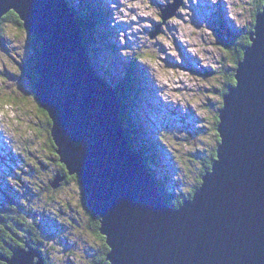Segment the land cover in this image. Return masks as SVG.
Returning a JSON list of instances; mask_svg holds the SVG:
<instances>
[{
	"label": "water",
	"instance_id": "obj_1",
	"mask_svg": "<svg viewBox=\"0 0 264 264\" xmlns=\"http://www.w3.org/2000/svg\"><path fill=\"white\" fill-rule=\"evenodd\" d=\"M182 3L162 7L163 22ZM10 11L43 46L35 93L53 121L59 160L100 219L110 248L105 264H264V8L219 110L217 158L177 207L129 140L122 102L94 69L69 1L0 0V20ZM65 178L58 174L54 188ZM20 241L26 246L0 260L45 264L38 248Z\"/></svg>",
	"mask_w": 264,
	"mask_h": 264
},
{
	"label": "rangeland",
	"instance_id": "obj_2",
	"mask_svg": "<svg viewBox=\"0 0 264 264\" xmlns=\"http://www.w3.org/2000/svg\"><path fill=\"white\" fill-rule=\"evenodd\" d=\"M88 1L93 8L84 5ZM174 1L69 3L82 12L77 15L91 18L84 19L92 31L84 45L98 75L119 84L127 71L137 72L139 98L129 99L128 117L140 126L133 131L128 126L127 134L130 130L132 144L149 155L158 182L178 196L196 186L218 144L216 117L224 104L223 90L244 59L243 53L236 62L233 49L222 41L230 40L235 48L241 35L250 37L264 0L259 11L257 0H183L176 15L163 22L161 8ZM29 36L12 21L0 24V98L12 99L0 107V210L7 203L17 205L42 225L43 251L35 248L49 253L50 263L45 264H94L101 241L81 205L84 191L75 178L64 183L68 176L50 146L47 116L33 94L34 83L21 72L32 60L37 62ZM61 173L65 181L55 189L53 182ZM14 220L28 243L25 221L21 225Z\"/></svg>",
	"mask_w": 264,
	"mask_h": 264
},
{
	"label": "trees",
	"instance_id": "obj_3",
	"mask_svg": "<svg viewBox=\"0 0 264 264\" xmlns=\"http://www.w3.org/2000/svg\"><path fill=\"white\" fill-rule=\"evenodd\" d=\"M257 1H258V5H259V2H260V5H259V7L257 9L259 11L260 7L262 5V0H257ZM84 5L85 6L87 5L88 8L89 7H92V8L94 7L93 5H91L90 1L86 2V4L84 3ZM92 11H93V9H92ZM77 13L79 14V13H82V12L80 10H78L77 12L75 11V14H76V18H77L78 22L83 26V28L85 30V35L86 34L87 35L91 34V32H92L91 28L89 29V26H88L90 24H88L87 22L84 21V19H86V17H84V16L81 17V16L77 15ZM89 18L90 17L88 16L86 20H89ZM7 20L8 21H12L14 23V25H16L18 28H21L23 30L22 21H21L19 16L14 11L8 12L0 20V24L3 23V22H6ZM227 38H228V36H227ZM30 40H31V43H32V45H33L35 50H37L39 48H41V49L43 48L42 44L38 41V39H37V37L35 35L30 34ZM234 43L236 45L235 48H233L234 46L231 45L232 42L230 40L227 39L225 41H222L223 47H226L227 49H231V48L233 49L232 52H233V54H235V58H236L235 60L237 62V59H240L241 57H243V53H244L245 47L248 44H250L249 33H246V35H241L239 40H238V42L237 43L234 42ZM34 59H36V56H35ZM34 62L35 61L32 60L31 62L28 63L29 65L26 64L23 67V69H21L22 70L21 72L23 74H25L29 78L31 83H35L36 80L38 79V73H36L34 71V69H33V65H34L33 63ZM135 72L136 71L134 69L132 71L131 70L127 71V73L124 74V77L122 78V80H121V82L119 84H116L115 82L109 83L112 87H114L116 89V93H117V95L119 96V98H120V100L122 102V107H123L122 119L125 120V123L127 125L126 127L129 126L132 129V131L134 129V126H137V124L132 123L130 121V119L132 120V118L129 119L130 116L128 117V111L131 110V108L129 107V105H130L129 99L131 100L132 98L133 99L134 98L135 99L139 98L138 97L139 96V92L136 89L138 75H137V72L136 73ZM235 83H236V79H235L234 73H233L232 77L230 78V82L227 83L228 88L226 87L225 91L223 90V97L226 94V92L228 91L229 87L231 85H235ZM32 90H33V94L35 95V88L33 87ZM10 100H12V99H10ZM135 105H137V103ZM39 107H40V110H42L43 113L46 114V116H47L46 126L49 128V132H50V130H51V120L49 118V115L41 106H39ZM129 113H130V111H129ZM124 114H126V117H124ZM219 121H220V118H219V114H218V116L216 117V126H218ZM138 126H140V125H138ZM48 134H50V133H48ZM131 134L132 133L129 130L127 136H128L129 140L132 143L133 140H132V137H131L132 135ZM133 137H135V136H133ZM219 142H220V137H218V144H219ZM49 143L51 144L50 146L52 147V149L54 151H56V146H55V144L53 142V138L51 137V135L49 137ZM218 144H217V146H215V148L213 150L210 151L211 152V153H209L210 157L204 162V168L202 169V171L200 173V177H199L198 183L196 184V186L194 188H192L191 191H189L190 189L188 190L189 193L180 192L181 195L176 196V194H171L170 195L166 189H165V191H163L166 199L169 202H171V204L173 206L177 207V206L181 205L183 203V201H185L186 199L192 197L193 194L195 193V190L199 188V186L202 183V175L205 172H207L208 170H210L211 167H213L214 160L217 158V147H218ZM133 146L135 147V149L138 152H140V153H142L144 155V157L147 159L148 164H149V166L151 168V165L149 163V156H147L148 154L147 153L145 154L142 150H140L137 147L136 144L133 145ZM57 158H58V161H60L58 155H57ZM59 166H61V172L65 173L68 176L67 181H65L64 183H67L68 180H70L71 178H75L76 179V177H73L72 175L68 174V171L65 169V165L64 164L59 163ZM152 171L154 172L155 169L153 168ZM160 187H161V190L164 189L163 185H161V182H160ZM82 197H83V199H82L81 205L86 208V211H87V213L90 216V220H91V225L90 226L92 228V231L95 234V236L98 238L99 242L101 241V243H100L101 249H100L98 257L94 260V264L107 263V254L110 251V248H109V246L107 244L106 237L100 232V221H99L100 219H99V217L93 216L91 210L87 207L86 195L84 193H82ZM8 200L10 202H12V203L14 202L11 198H9ZM7 204H8L7 206H5L2 210H0V213H1L0 214V253H3L5 255H8V257H11L13 255L12 249L16 250V248H18V247H25L26 246V244H24V242H20V237H21V234L23 233V231H22L21 228H20L19 231H16L17 221H15L14 219H18V222L22 221V220L25 221V223H24L25 224V229L30 234L29 238H28L29 239V242H28L29 245L31 247H34V248L38 247L41 251H43L42 250L43 247H42L41 244L44 243L43 241H44L45 235H42V232L39 229V228H42V225L38 224L37 219L33 220V219H31L29 217V215L25 214V212L23 211L22 208L18 210L17 209V205L9 204V203H7ZM22 212H24L25 215H23V214L21 215ZM18 217H20V218H18ZM19 223L22 225L21 222H19ZM43 230L47 234V232L45 231L44 227H43ZM43 255H45L46 262L50 263L49 253L45 254L43 252ZM0 264H2L1 261H0Z\"/></svg>",
	"mask_w": 264,
	"mask_h": 264
},
{
	"label": "bare ground",
	"instance_id": "obj_4",
	"mask_svg": "<svg viewBox=\"0 0 264 264\" xmlns=\"http://www.w3.org/2000/svg\"><path fill=\"white\" fill-rule=\"evenodd\" d=\"M77 19V18H76ZM94 68H95V70H96V67L94 66ZM35 98L37 99V96H36V93H35ZM123 113V112H122ZM50 118V117H49ZM121 118H122V116H121ZM51 120V126L53 125V121H52V119H50ZM123 120V119H122ZM123 124L124 125H126L125 124V121L123 120ZM168 126V125H167ZM166 126V127H167ZM51 133V132H50ZM52 137V136H51ZM156 148V147H155ZM156 150V149H155ZM140 153V152H139ZM142 154V153H141ZM144 156V155H143ZM147 156H149V155H147ZM145 160H146V163L148 164V161H147V159L145 158ZM148 166H149V164H148ZM149 168H150V166H149ZM150 170H151V168H150ZM151 174L153 175V176H155L156 177V175H155V173L151 170ZM73 176V175H72ZM157 180V182H158V179H156ZM76 181H78L79 182V180H78V177H76ZM81 186V185H80ZM82 187V186H81ZM158 187H159V189H160V191H161V195L163 196V198H165L166 199V197H165V195H164V193H162L163 191H164V189L163 190H161V187H160V183L158 182ZM81 189H83V188H81ZM84 193V192H83ZM85 194V193H84ZM167 200V199H166ZM187 200V199H186ZM168 201V200H167ZM169 202V201H168ZM170 204H171V202H169ZM172 205V204H171ZM180 206V205H179ZM100 221V220H99ZM23 239V238H22ZM29 244V243H28ZM17 250V249H16ZM41 254H43V253H41ZM13 256V255H12ZM11 256V257H12ZM37 259H38V257H37ZM43 259L45 260V258L43 257Z\"/></svg>",
	"mask_w": 264,
	"mask_h": 264
},
{
	"label": "snow or ice",
	"instance_id": "obj_5",
	"mask_svg": "<svg viewBox=\"0 0 264 264\" xmlns=\"http://www.w3.org/2000/svg\"><path fill=\"white\" fill-rule=\"evenodd\" d=\"M9 100L10 98L8 97L0 98V107L7 105L9 103ZM4 114L7 115V112H5Z\"/></svg>",
	"mask_w": 264,
	"mask_h": 264
},
{
	"label": "flooded vegetation",
	"instance_id": "obj_6",
	"mask_svg": "<svg viewBox=\"0 0 264 264\" xmlns=\"http://www.w3.org/2000/svg\"><path fill=\"white\" fill-rule=\"evenodd\" d=\"M2 264H8L6 261L0 260Z\"/></svg>",
	"mask_w": 264,
	"mask_h": 264
}]
</instances>
